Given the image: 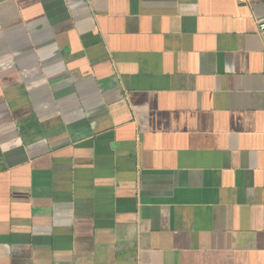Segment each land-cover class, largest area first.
Listing matches in <instances>:
<instances>
[{
	"label": "crops",
	"instance_id": "1",
	"mask_svg": "<svg viewBox=\"0 0 264 264\" xmlns=\"http://www.w3.org/2000/svg\"><path fill=\"white\" fill-rule=\"evenodd\" d=\"M262 0H0V264H264Z\"/></svg>",
	"mask_w": 264,
	"mask_h": 264
},
{
	"label": "built area",
	"instance_id": "2",
	"mask_svg": "<svg viewBox=\"0 0 264 264\" xmlns=\"http://www.w3.org/2000/svg\"><path fill=\"white\" fill-rule=\"evenodd\" d=\"M257 29L260 33L264 32V19H261L257 22Z\"/></svg>",
	"mask_w": 264,
	"mask_h": 264
},
{
	"label": "water",
	"instance_id": "3",
	"mask_svg": "<svg viewBox=\"0 0 264 264\" xmlns=\"http://www.w3.org/2000/svg\"><path fill=\"white\" fill-rule=\"evenodd\" d=\"M264 2V0H262Z\"/></svg>",
	"mask_w": 264,
	"mask_h": 264
}]
</instances>
